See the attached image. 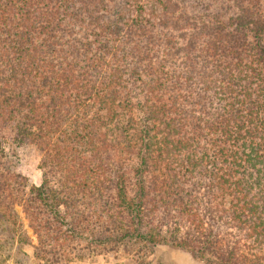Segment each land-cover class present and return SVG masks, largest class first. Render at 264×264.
Masks as SVG:
<instances>
[{"label":"trees","instance_id":"16d2710c","mask_svg":"<svg viewBox=\"0 0 264 264\" xmlns=\"http://www.w3.org/2000/svg\"><path fill=\"white\" fill-rule=\"evenodd\" d=\"M17 206L47 261L106 223L107 245L264 264V0H0V214L24 244Z\"/></svg>","mask_w":264,"mask_h":264},{"label":"rangeland","instance_id":"374dc122","mask_svg":"<svg viewBox=\"0 0 264 264\" xmlns=\"http://www.w3.org/2000/svg\"><path fill=\"white\" fill-rule=\"evenodd\" d=\"M39 161L40 152L36 148L30 146L21 150L18 170L34 184H39L41 179ZM15 210L25 232V243L18 241L12 225L0 214V264H67L63 252L72 248L78 257L68 264H216L215 261L207 262L188 250L168 244L153 246L124 242L122 245H107L109 239L118 240L119 236L112 229H107L106 223L103 225L104 229L95 235V239L101 243H89L90 240L82 239L79 245L68 244L67 241L53 244L50 245L53 252L47 261L39 257L41 249L37 234L30 226L22 207L17 206ZM211 226L215 231L212 222ZM218 230L229 242H239L238 233L223 227ZM90 237L91 235L87 234L86 238ZM56 258H59L58 261Z\"/></svg>","mask_w":264,"mask_h":264}]
</instances>
